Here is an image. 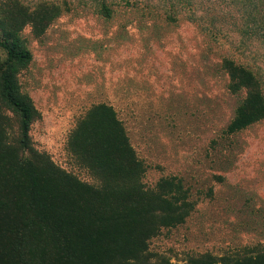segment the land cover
<instances>
[{
	"label": "rangeland",
	"instance_id": "rangeland-1",
	"mask_svg": "<svg viewBox=\"0 0 264 264\" xmlns=\"http://www.w3.org/2000/svg\"><path fill=\"white\" fill-rule=\"evenodd\" d=\"M194 1L223 11L229 0ZM10 2L59 14L43 35L31 26L20 35L33 56L18 79L38 113L30 132L35 148L96 184L77 165L68 140L92 107L109 105L146 168L145 186L175 178L189 190L194 211L150 241L152 263L238 258L264 247V121L229 131L245 92L231 91L223 68L229 57L264 81V46L240 48L234 32L224 29L214 39L185 15L169 21L145 7H120L106 19L99 13L102 0L0 5Z\"/></svg>",
	"mask_w": 264,
	"mask_h": 264
},
{
	"label": "trees",
	"instance_id": "trees-1",
	"mask_svg": "<svg viewBox=\"0 0 264 264\" xmlns=\"http://www.w3.org/2000/svg\"><path fill=\"white\" fill-rule=\"evenodd\" d=\"M154 1L102 0L99 13L111 19L117 8L145 7L169 21L185 15L214 39L224 29L234 32L240 48L264 46V0H229L223 11L194 0ZM58 17L47 6L30 12L17 2L0 5V264H172L152 263L149 243L185 223L195 204L175 178L145 186L146 168L112 106L92 107L68 140L77 165L96 184L60 168L34 146L30 132L38 113L18 79L33 56L20 35L31 26L41 36ZM223 68L231 91L245 92L229 131L264 121L263 77L229 57ZM186 264H264V247L244 257L203 255Z\"/></svg>",
	"mask_w": 264,
	"mask_h": 264
}]
</instances>
